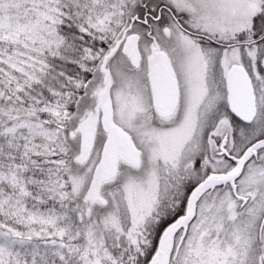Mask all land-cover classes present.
Here are the masks:
<instances>
[{"label":"snow or ice","instance_id":"obj_1","mask_svg":"<svg viewBox=\"0 0 264 264\" xmlns=\"http://www.w3.org/2000/svg\"><path fill=\"white\" fill-rule=\"evenodd\" d=\"M0 264H264V0H0Z\"/></svg>","mask_w":264,"mask_h":264}]
</instances>
